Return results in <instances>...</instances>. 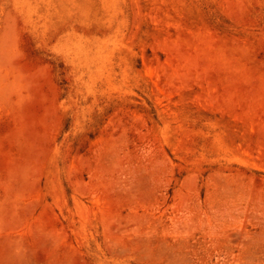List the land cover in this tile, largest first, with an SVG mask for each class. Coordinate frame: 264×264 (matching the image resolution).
<instances>
[{"label":"rangeland","instance_id":"374dc122","mask_svg":"<svg viewBox=\"0 0 264 264\" xmlns=\"http://www.w3.org/2000/svg\"><path fill=\"white\" fill-rule=\"evenodd\" d=\"M0 264H264V0H0Z\"/></svg>","mask_w":264,"mask_h":264}]
</instances>
